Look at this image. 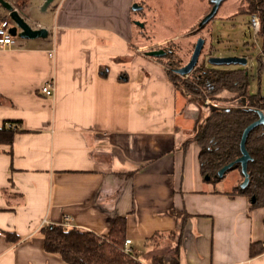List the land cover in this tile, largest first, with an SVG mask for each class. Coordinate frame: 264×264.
<instances>
[{"label": "crops", "instance_id": "0c3cea01", "mask_svg": "<svg viewBox=\"0 0 264 264\" xmlns=\"http://www.w3.org/2000/svg\"><path fill=\"white\" fill-rule=\"evenodd\" d=\"M9 1L47 34L0 48V125L18 121L12 143L0 144V229L20 237L0 233V264H66L39 232L66 215L98 234L123 217L132 255L170 264L173 240L150 238L178 230L174 211L187 215L179 264H264V252L249 255L264 240V206L205 181L198 145H182L175 86L131 47L136 0ZM48 81L52 96L40 91Z\"/></svg>", "mask_w": 264, "mask_h": 264}, {"label": "trees", "instance_id": "16d2710c", "mask_svg": "<svg viewBox=\"0 0 264 264\" xmlns=\"http://www.w3.org/2000/svg\"><path fill=\"white\" fill-rule=\"evenodd\" d=\"M223 0L221 4L224 2ZM236 14H255L260 21L258 35L261 40L260 52L256 56L259 70L263 69L264 60V0H239ZM211 2V1H210ZM220 4V5H221ZM212 5V2H211ZM210 9V8H209ZM208 9V11H209ZM207 11V12H208ZM206 12V13H207ZM170 53H166L169 56ZM166 69V74L176 88L182 76ZM191 80L182 81L189 95L208 97L213 102L208 113L195 118L191 130L192 135L182 145L186 147L194 141L198 147V162L202 177L209 176L213 182L219 181L217 171L225 164L240 156V140L244 128L256 120V109H264V95L251 93L248 89L249 74L245 67L229 69L208 67L205 64L195 66L191 71ZM189 74V75H190ZM202 89L207 94L202 95ZM217 101L230 104H218ZM16 120H5L0 125V144L12 143L17 130ZM245 147L251 156L247 163L249 181L246 187L236 185L232 194L244 195L250 201L255 197L252 207L264 206V124L254 127L248 134ZM240 164L235 163L232 168ZM241 173V170H240ZM243 175L241 174V181ZM181 219L177 231L163 234L154 233L150 240L158 242L161 237L173 236L169 249L170 264H179V238L186 214L176 213ZM125 219L117 217L106 234L62 224H47L39 229L46 252L59 256L66 264H145L130 253L123 250L125 236ZM6 240L16 243L20 237L13 231L1 230ZM264 252V240L252 241L249 244V255L254 257ZM148 264H164L162 256L154 257Z\"/></svg>", "mask_w": 264, "mask_h": 264}, {"label": "rangeland", "instance_id": "374dc122", "mask_svg": "<svg viewBox=\"0 0 264 264\" xmlns=\"http://www.w3.org/2000/svg\"><path fill=\"white\" fill-rule=\"evenodd\" d=\"M133 3L141 6L140 9L134 10L131 5L135 19L131 46L133 51L136 47H141L143 51L162 49L170 55L149 57L162 63L166 69L174 65L180 67L189 61L197 39L202 37L205 41L196 66L205 64L208 67L223 69L245 67L249 74V91L264 95V68L259 70L256 60L261 40L249 25L250 15L235 13L239 0H225L214 17L200 28L198 23L212 6L210 0H136ZM18 6L28 7L29 3L21 0ZM41 14L37 3L30 2L29 15L39 19ZM209 56H245L247 62L245 65H213L207 61ZM189 74L182 76L176 85L177 95L180 98L178 121L182 126L181 131L185 132L182 137L183 142L192 135L193 123L198 114L202 116L208 113L210 105L216 102L207 96L188 94L182 81H190L191 74ZM205 93L207 94V91L202 89V95ZM217 103L230 104L222 101ZM188 145L197 146L194 141H190ZM205 181L211 180L205 179ZM211 182L216 189L232 192L233 188L242 182L240 170L238 167L228 169L223 178ZM170 239L174 240L173 236Z\"/></svg>", "mask_w": 264, "mask_h": 264}, {"label": "water", "instance_id": "95a60500", "mask_svg": "<svg viewBox=\"0 0 264 264\" xmlns=\"http://www.w3.org/2000/svg\"><path fill=\"white\" fill-rule=\"evenodd\" d=\"M51 0H45L44 5H47ZM212 2V6L210 10L202 17L200 22L198 23V27H202L206 22L214 17L216 14L221 2L223 0H210ZM0 5L7 11V15L10 18L12 24L9 27L10 33L13 36H18L21 38H36L39 36H45L47 34V30L45 27H37L34 28L32 25L22 16L10 3L9 0H0ZM141 6L136 3L132 4V9H140ZM135 23L142 25V23L135 21ZM204 38L199 37L195 43L194 49L190 56V59L184 65L174 68L173 72L180 75L185 76L188 75L193 68L196 66L199 55L201 53V49L204 45ZM144 54L152 57H161L165 55V51L162 49L158 50H147L144 51ZM207 61L213 65H221V64H240L245 65L247 59L245 56H209ZM257 119L249 123L243 130L241 140H240V156L237 157L234 161L229 162L228 164L223 165L217 171V178H223L225 172L228 169H231L235 163L240 164L241 174L243 175V180L240 184L241 188L246 187L249 181V176L247 173V163L251 159L246 147L245 141L249 134V132L256 126L264 124V109H256ZM204 178L209 180V176L205 175ZM255 200L254 196H251L250 203H253Z\"/></svg>", "mask_w": 264, "mask_h": 264}, {"label": "built area", "instance_id": "2783aa9c", "mask_svg": "<svg viewBox=\"0 0 264 264\" xmlns=\"http://www.w3.org/2000/svg\"><path fill=\"white\" fill-rule=\"evenodd\" d=\"M10 25H11V20L8 17V15H5L0 18V48L9 46L14 42L13 35L10 33L9 30ZM249 25L253 29L254 34H257L260 27V21L257 15L255 14L250 15ZM40 91L47 96H52L54 94L53 82L48 81L45 84H43L40 88ZM70 221H71V217L66 215L59 224H62L64 226H72ZM129 243H130V239H125L123 244V250L126 253L132 254L133 252L131 247L129 246Z\"/></svg>", "mask_w": 264, "mask_h": 264}, {"label": "flooded vegetation", "instance_id": "af4514ba", "mask_svg": "<svg viewBox=\"0 0 264 264\" xmlns=\"http://www.w3.org/2000/svg\"><path fill=\"white\" fill-rule=\"evenodd\" d=\"M165 54H166V52H165Z\"/></svg>", "mask_w": 264, "mask_h": 264}]
</instances>
